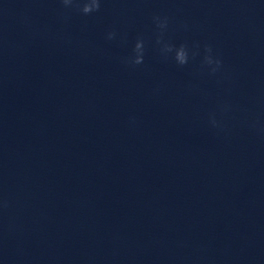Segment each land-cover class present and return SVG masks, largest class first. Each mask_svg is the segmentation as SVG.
<instances>
[{
	"label": "clouds",
	"instance_id": "9594fccd",
	"mask_svg": "<svg viewBox=\"0 0 264 264\" xmlns=\"http://www.w3.org/2000/svg\"><path fill=\"white\" fill-rule=\"evenodd\" d=\"M61 3L65 9H75L83 15H90L94 12H98L101 7V0H61ZM158 26L164 27L165 25ZM116 35V32L109 31L106 34V39L114 40ZM157 43H161V41L158 40ZM144 50V41L142 39H138L133 49V56L125 58L123 62L131 66L142 64L144 59ZM161 51L165 55L174 51V59L180 66L186 65L189 61V49L186 45L182 44L178 48H175L173 45L165 43L163 44ZM205 52L206 54L203 58V64L210 69L212 74H215L222 67V61L219 58H214L212 55V48L210 46H206ZM198 54V51H193L191 53L192 57H195ZM212 123L215 125L216 121L213 119Z\"/></svg>",
	"mask_w": 264,
	"mask_h": 264
}]
</instances>
